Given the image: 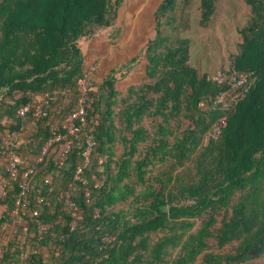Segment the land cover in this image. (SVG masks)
Returning a JSON list of instances; mask_svg holds the SVG:
<instances>
[{"label": "trees", "instance_id": "trees-1", "mask_svg": "<svg viewBox=\"0 0 264 264\" xmlns=\"http://www.w3.org/2000/svg\"><path fill=\"white\" fill-rule=\"evenodd\" d=\"M218 1L201 0L200 28L211 25ZM244 3L247 21L238 28L231 62L252 77L244 97L220 110L210 108L209 98L226 86L191 66L190 41L171 35L186 28L182 8L189 0H150L145 7L143 0H0V141L12 122L22 128L18 155L34 172L29 210L39 209L48 226L38 233L27 216L28 232L20 234L23 224L12 216L19 184L5 185L9 177L0 163V264L19 257L20 242L28 252L20 264H256L264 258V0ZM146 10L153 37L133 56L122 46L105 60L111 33L120 27V38L127 37L135 17L146 20ZM91 67L93 112L84 132L95 145L81 176L105 180L99 189L78 181L68 187L82 163L81 133V145L51 178L40 205L33 196L62 144L42 161L37 157L50 123L61 124L74 110L78 82ZM43 95L53 97L48 117L13 118L14 110ZM67 196L77 212L64 205ZM106 236L115 241L101 242Z\"/></svg>", "mask_w": 264, "mask_h": 264}, {"label": "built area", "instance_id": "built-area-1", "mask_svg": "<svg viewBox=\"0 0 264 264\" xmlns=\"http://www.w3.org/2000/svg\"><path fill=\"white\" fill-rule=\"evenodd\" d=\"M93 70H95V67H91L84 75V78L78 82V98L76 100L74 110L66 116L65 120L61 124L53 121L49 125L48 131L50 138L41 148L40 158L37 161H42L50 149L53 148V150H55L60 144H62V146L60 150L58 149L59 152L56 159L54 160L53 168L41 178L42 190L33 196L34 200L40 205L46 204V197L51 192L49 188L51 178H57L60 176L61 170L69 158L71 149L74 147V145H81V133L83 135L84 141L83 145H81L83 146V150L81 152L82 163L81 166L75 171L72 178L73 181L68 182V187H73V189H75L76 187H74V181H78L84 185L91 183L93 188L99 189L105 180L104 176L102 175L100 178H97L96 175H92L90 179L91 182L81 176L82 169L85 168L90 162V156L95 145V142L84 132V129L87 125L88 113L93 112V100L88 95L89 75ZM251 77L252 73L237 71L233 67L227 71L219 70L214 74H209L207 76L208 80L218 86H226L225 91H221L215 97L209 98L210 108H218L223 110L238 103V101L244 97V94L248 90ZM56 93L57 92H55L54 95ZM15 97L21 98V93H16ZM52 99L53 97L49 95L32 98L30 102H25L22 107L14 110L12 116L14 119L28 118V116H31L35 120L48 117L50 112L45 109V106L48 105V101ZM199 106L202 109L207 108V106L204 104ZM221 124H224V120L221 121ZM19 147L20 144L18 143L17 139L13 138L11 134L0 141V163L4 165L5 173L9 177V180L5 185L12 188V183L18 182L19 184L18 191L15 195L12 216L17 224H23L21 227L22 233L28 232L27 221L25 219L27 216L38 226V233H42V231L48 228V226H45L41 223L39 209L35 208L31 211L29 210V201L35 189V185L31 180V176L34 172L32 168L28 166L24 167V164L18 155ZM102 163L103 160L99 159L98 165H102ZM84 197L86 199L90 197V190L88 188L84 192ZM182 204L189 205L191 202L181 201L179 205ZM64 205L74 213L78 211L76 203L72 201L69 196L64 199ZM97 215L98 211L95 212V217H97ZM77 224V219L74 217L71 221V230H74L77 227ZM100 241L103 243H112L115 241V237H102ZM48 264L60 263L56 260H51ZM93 264L100 263L95 261Z\"/></svg>", "mask_w": 264, "mask_h": 264}, {"label": "rangeland", "instance_id": "rangeland-1", "mask_svg": "<svg viewBox=\"0 0 264 264\" xmlns=\"http://www.w3.org/2000/svg\"><path fill=\"white\" fill-rule=\"evenodd\" d=\"M180 1L182 0H178V2ZM200 2L201 0H189V6L185 7V4L183 5L184 8H182V11L184 15H188V19L185 22L186 28L182 27L180 33L174 31L171 35L176 33L174 35H179L190 41L189 63L197 69L200 74H214L219 70L227 71L233 67L231 57L238 51V43L240 42L237 31L238 28L246 24L248 9L244 0H219L216 5L214 20L207 29H203L198 25ZM148 3H150V0H143V5L145 4L144 7ZM148 9L151 11L150 4L148 5ZM144 13L145 14L141 18H146V20L144 22L141 21L140 24V22L135 21V17L127 37L122 36L123 38H120V27L116 28L111 33L107 45H111L110 49H112L113 52L117 51V53H120V47L125 46L129 48L126 56H133L144 47L147 39L153 37L155 26L153 17L147 10ZM178 13L179 10L177 9V11L171 13V15L176 17ZM171 15H169V17H172ZM120 16L123 18V24L127 25V22L131 21L129 20L130 16L126 15L125 12ZM164 27L162 29H165ZM87 46L88 44L85 45L84 51ZM109 58L110 57H105V60ZM255 263L264 264V258L258 259Z\"/></svg>", "mask_w": 264, "mask_h": 264}, {"label": "crops", "instance_id": "crops-1", "mask_svg": "<svg viewBox=\"0 0 264 264\" xmlns=\"http://www.w3.org/2000/svg\"><path fill=\"white\" fill-rule=\"evenodd\" d=\"M109 54H110V56L109 57H112V58H114L115 56L113 55V53H112V50H110L109 51ZM5 119H7V117L5 118ZM24 122H26V120H23ZM10 122H11V120H10ZM18 123H16V125H17ZM10 128L11 129H13L12 130V132L11 133H9V134H11V136L13 137V138H15V139H17V141H18V143L20 144V147H21V145L25 142V140H24V138H23V132H22V128L20 127V126H15V125H13V122H12V124L10 125ZM27 152L28 153H31V151L29 152V150H27ZM39 158H40V154L38 155V157H37V160H39ZM2 164V163H1ZM3 174H5L3 171H1L0 170V177H1V175H3ZM1 179V178H0ZM20 234H25V233H20ZM14 238V236H11V239H13ZM24 247V244L22 243V242H20V243H18V249L19 250H21V251H19L18 253H19V257H17L16 259H15V261L14 262H12V264H20V262L21 261H24V260H26L27 258H28V252L27 251H24L22 248Z\"/></svg>", "mask_w": 264, "mask_h": 264}]
</instances>
